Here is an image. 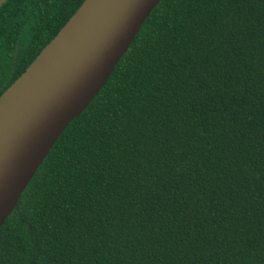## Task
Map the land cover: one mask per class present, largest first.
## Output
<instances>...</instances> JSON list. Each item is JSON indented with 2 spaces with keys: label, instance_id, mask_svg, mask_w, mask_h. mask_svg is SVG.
Wrapping results in <instances>:
<instances>
[{
  "label": "trees",
  "instance_id": "1",
  "mask_svg": "<svg viewBox=\"0 0 264 264\" xmlns=\"http://www.w3.org/2000/svg\"><path fill=\"white\" fill-rule=\"evenodd\" d=\"M83 1L3 2L11 81ZM0 264H264V0H161L0 227Z\"/></svg>",
  "mask_w": 264,
  "mask_h": 264
},
{
  "label": "water",
  "instance_id": "2",
  "mask_svg": "<svg viewBox=\"0 0 264 264\" xmlns=\"http://www.w3.org/2000/svg\"><path fill=\"white\" fill-rule=\"evenodd\" d=\"M160 1L84 0L0 95V227L55 142L103 88ZM87 4L95 17L82 11ZM74 16L88 27L67 45H57V36Z\"/></svg>",
  "mask_w": 264,
  "mask_h": 264
},
{
  "label": "bare ground",
  "instance_id": "3",
  "mask_svg": "<svg viewBox=\"0 0 264 264\" xmlns=\"http://www.w3.org/2000/svg\"><path fill=\"white\" fill-rule=\"evenodd\" d=\"M82 11L88 13V15L95 17L96 13L94 12L92 6L87 4ZM88 27L87 24H84L79 20L78 16L74 18L66 25V27L59 33L56 38L57 45H67L73 37H79L82 35L84 28Z\"/></svg>",
  "mask_w": 264,
  "mask_h": 264
},
{
  "label": "flooded vegetation",
  "instance_id": "4",
  "mask_svg": "<svg viewBox=\"0 0 264 264\" xmlns=\"http://www.w3.org/2000/svg\"><path fill=\"white\" fill-rule=\"evenodd\" d=\"M20 49H16L11 60L7 62L6 54L0 49V95L8 88V82L14 75L15 70L19 67V61L21 59ZM11 81L10 83H13ZM11 85V84H10Z\"/></svg>",
  "mask_w": 264,
  "mask_h": 264
}]
</instances>
